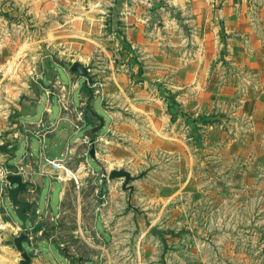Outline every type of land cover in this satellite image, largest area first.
<instances>
[{
    "label": "rangeland",
    "instance_id": "rangeland-1",
    "mask_svg": "<svg viewBox=\"0 0 264 264\" xmlns=\"http://www.w3.org/2000/svg\"><path fill=\"white\" fill-rule=\"evenodd\" d=\"M23 2L0 0V126L33 83V67L51 53L73 58L85 42L75 26L60 31L53 22L61 20L58 10L46 18L50 21L32 26L35 20ZM161 5L166 11L171 7L168 1ZM172 9L184 27L187 51L193 37L184 8L174 4ZM214 9L218 38L206 48L208 59L196 62L194 86L178 90L175 80L183 77L167 75L156 85V101L143 102L142 107L153 109L150 117L131 107L125 158L109 167L110 159L109 168L101 170L93 204L86 166L77 164L84 178L82 213L100 209V235L93 241L101 250H87L83 238L72 234L69 204L56 232L57 242L68 244L71 264H84L78 257L93 255L98 256L94 264H264V45L237 46ZM92 36L107 37L105 28L95 26ZM42 46L51 53L45 56ZM138 65L136 80L145 72L143 63ZM56 70L66 81L62 69ZM40 94L44 98L42 89ZM92 103L102 115L100 96ZM43 109L44 101L37 105L35 120ZM112 170L128 171L131 178L126 184L124 177L110 179Z\"/></svg>",
    "mask_w": 264,
    "mask_h": 264
},
{
    "label": "crops",
    "instance_id": "crops-1",
    "mask_svg": "<svg viewBox=\"0 0 264 264\" xmlns=\"http://www.w3.org/2000/svg\"><path fill=\"white\" fill-rule=\"evenodd\" d=\"M164 1L171 6L168 11L164 4L161 5ZM174 4L184 8L180 11L187 17L192 32L193 39L187 42L190 43L187 51L183 48L186 43L184 27L172 16ZM22 5L28 7L35 20L32 26L39 25L40 21H50L46 18L58 10L63 14L61 20L53 22L58 24L60 31L75 26L85 41L81 44L82 50L73 58H53L54 54L50 52L52 55L44 58L40 67H33L31 79L42 81L38 84V95L32 92L31 82L24 89L23 99L14 105L9 118L0 126V146L7 145L6 150H0V166L21 174L29 183L19 194V199L31 204L26 212L29 234L22 243L30 255V264H71L67 256L68 244L57 242L56 232L58 219L70 212L69 204L73 206L72 234L83 238L87 250L93 253L101 250V246L93 241L100 235L97 213L100 209L92 208L90 214L82 213L84 191L81 184L84 178L77 164L81 162L86 166L93 204L97 189H101L97 186L101 181V170L112 166L114 160L125 158L124 142L128 141L131 107L139 111L138 115H142V111L150 117L153 109L142 107L143 102L148 98L156 101V95H153L154 91L157 94L156 85L167 75L183 77L182 82L175 80L174 87L178 90L194 86L191 78L194 79L199 71L196 62L207 60L206 48L215 43L212 9L217 8L214 11L218 13L225 33L235 37L237 46L258 45L261 48L264 45V0H24ZM116 22H119L118 27ZM95 26L105 28L107 37L92 36ZM83 28L86 31H82ZM257 52L255 55L259 54ZM117 61L123 64H117ZM73 62L88 69L91 83L70 70ZM140 63L145 69L144 78L136 80ZM48 64L50 82L45 80ZM59 67L66 81L60 79L56 70ZM97 95L100 96L102 115L93 108V98ZM42 101L44 109L41 117L35 120L37 105ZM23 106L29 107L28 112H34V115H19ZM155 113L159 115V109ZM100 119L104 122L103 127L94 131L100 125ZM152 130H147L149 137H153ZM159 131V135L164 134ZM92 148L93 158L89 155ZM61 157L66 160L67 170L60 177L57 171L48 168L46 158ZM110 159L112 163L108 167ZM3 186L0 182V264H19V252L8 238L18 236L23 232V226L13 214ZM87 215L89 229L84 223L88 220ZM97 257L93 255L88 258L90 260H84L79 256L77 262L94 264Z\"/></svg>",
    "mask_w": 264,
    "mask_h": 264
},
{
    "label": "water",
    "instance_id": "water-1",
    "mask_svg": "<svg viewBox=\"0 0 264 264\" xmlns=\"http://www.w3.org/2000/svg\"><path fill=\"white\" fill-rule=\"evenodd\" d=\"M42 50L47 56L50 54L48 50L42 46ZM49 69L45 75V80L47 81H52L51 77V68L50 65L48 64ZM70 70L72 72H77L82 76L83 78L86 79L88 83H91V77L88 73V69L78 62H73ZM42 81L41 79H37L32 83V92L35 95H38V84H41ZM29 107H21L19 110V115L21 116H33L34 112H28ZM103 120L100 119V125L94 129V131H97L98 129L103 127ZM7 145H1L0 150H6ZM89 155L93 158L94 157V150L93 148L90 149ZM118 177H124L125 178V184L130 180V173L125 170H113L109 173V178H118ZM5 182L6 184L4 185L3 191L4 195L7 197V199L11 202V208L13 209V214L18 218V220L21 222L23 226V232H21L18 236H9L8 241L12 242L19 252L20 255V260L19 264H30L31 258L30 255L28 254L27 251L24 250L22 243L27 239V235L29 234V231L26 228V212L30 210L31 204L25 201H22L19 199V194L21 192H24L29 185L28 182L23 180V177L21 174H16V173H8L5 176Z\"/></svg>",
    "mask_w": 264,
    "mask_h": 264
},
{
    "label": "built area",
    "instance_id": "built-area-1",
    "mask_svg": "<svg viewBox=\"0 0 264 264\" xmlns=\"http://www.w3.org/2000/svg\"><path fill=\"white\" fill-rule=\"evenodd\" d=\"M46 164L48 168H50L52 171H57V176H62V172H66V160L65 158H46ZM8 173H12L8 171L6 168L0 166V182L2 184H6L5 182V176ZM4 186L2 187L3 190ZM4 192V191H3Z\"/></svg>",
    "mask_w": 264,
    "mask_h": 264
},
{
    "label": "bare ground",
    "instance_id": "bare-ground-1",
    "mask_svg": "<svg viewBox=\"0 0 264 264\" xmlns=\"http://www.w3.org/2000/svg\"><path fill=\"white\" fill-rule=\"evenodd\" d=\"M7 250V249H6Z\"/></svg>",
    "mask_w": 264,
    "mask_h": 264
}]
</instances>
